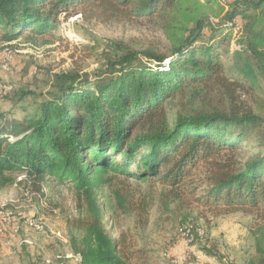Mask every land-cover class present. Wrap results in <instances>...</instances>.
Instances as JSON below:
<instances>
[{
  "label": "trees",
  "instance_id": "16d2710c",
  "mask_svg": "<svg viewBox=\"0 0 264 264\" xmlns=\"http://www.w3.org/2000/svg\"><path fill=\"white\" fill-rule=\"evenodd\" d=\"M81 5L152 27L166 49L108 40L93 78L74 68L56 73L55 90L34 112L0 114V191L19 175L37 190L47 181L69 185L78 216L68 221V242L78 264L146 260L133 235L110 234L102 206L142 228L156 199L162 212L176 202L215 215L264 210V97L253 106L242 100L263 90L264 0H0V41L43 35ZM237 19L239 49L222 61ZM114 176L147 192L134 204L114 191L113 206L100 204L98 191ZM213 249L202 251L221 258ZM255 251L249 264H264V235Z\"/></svg>",
  "mask_w": 264,
  "mask_h": 264
},
{
  "label": "rangeland",
  "instance_id": "374dc122",
  "mask_svg": "<svg viewBox=\"0 0 264 264\" xmlns=\"http://www.w3.org/2000/svg\"><path fill=\"white\" fill-rule=\"evenodd\" d=\"M71 12L68 16L61 15L56 29L43 35L27 31L14 42L0 41V114L7 120H21L34 112L38 103L55 90L52 78L56 73L74 68L88 72L93 78L101 61L102 46L108 40L122 42L133 49H166L162 34L146 24L108 17L93 5H81ZM232 37L227 53L220 50L222 61L230 62L231 50L239 49L240 34L233 33ZM4 88H10L5 95ZM254 96L264 97V85L263 90L244 94L242 100L253 106ZM112 178L108 186L98 191L100 204L113 206L114 191L128 196L134 204L147 192L146 184L138 185L133 178ZM16 179V185L0 191V203L13 212L12 224L0 235L15 239L9 253L4 254L0 246V264H38L46 258L51 264H59L57 255L62 257L63 264H76L73 257H67L70 254L68 221L78 216L75 195L69 185L47 181L50 183H44L37 190ZM154 192L158 198V186ZM154 202L149 223L143 228L136 226L134 218L120 209L115 207L108 212L102 206L103 222L110 234L114 238L120 232L133 235L136 246L142 249L138 255L146 260L135 263L133 258L131 264H177V261L180 264H249L256 257V240L264 235V210L215 215L195 204L176 202L170 204L169 211L162 212L158 200ZM34 217L44 223L43 233L23 229L24 219ZM185 226L194 232L193 241L187 245L180 235ZM24 238L30 239L33 245H24ZM214 246L221 258L202 251L203 248L214 250Z\"/></svg>",
  "mask_w": 264,
  "mask_h": 264
},
{
  "label": "built area",
  "instance_id": "2783aa9c",
  "mask_svg": "<svg viewBox=\"0 0 264 264\" xmlns=\"http://www.w3.org/2000/svg\"><path fill=\"white\" fill-rule=\"evenodd\" d=\"M234 34H240L241 33V23L239 21H234V27H233ZM10 91V88H4V94L8 93ZM24 176L20 175L18 176V179L21 180ZM13 222V212L8 210L6 206L2 203H0V233L3 230H6V227H9ZM22 227L27 232L32 233H43L45 230L44 223L34 217V218H26L23 221ZM21 227V228H22ZM17 231V228L15 229ZM199 234V231L197 232ZM180 235L182 237V240L184 241V244L187 245L194 239V232L189 227H183L180 230ZM22 243L26 246L31 247L33 245L32 241L28 238H24L22 240ZM67 257H73L76 263H79L80 257L78 255H73L72 253ZM56 259L60 262L59 264H63L64 261H62V257L60 255L56 256ZM176 263V261H173ZM180 264V261H177V264ZM38 264H51L50 260L48 258L44 259L42 262Z\"/></svg>",
  "mask_w": 264,
  "mask_h": 264
},
{
  "label": "crops",
  "instance_id": "0c3cea01",
  "mask_svg": "<svg viewBox=\"0 0 264 264\" xmlns=\"http://www.w3.org/2000/svg\"><path fill=\"white\" fill-rule=\"evenodd\" d=\"M15 242V239H7L6 237H4V235H0V246H1V250L4 251V254L6 253H9L10 249H11V245H13L12 243ZM19 244H17V248L19 249ZM15 249V248H13ZM31 255L33 254L32 252H30ZM69 253L71 254L70 252V249H69ZM69 254V255H70ZM34 258H32L33 260ZM3 264H6L5 262H3ZM7 264H11V262H7ZM77 264V263H76Z\"/></svg>",
  "mask_w": 264,
  "mask_h": 264
},
{
  "label": "bare ground",
  "instance_id": "6f19581e",
  "mask_svg": "<svg viewBox=\"0 0 264 264\" xmlns=\"http://www.w3.org/2000/svg\"><path fill=\"white\" fill-rule=\"evenodd\" d=\"M71 33V32H70Z\"/></svg>",
  "mask_w": 264,
  "mask_h": 264
}]
</instances>
